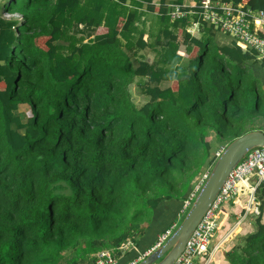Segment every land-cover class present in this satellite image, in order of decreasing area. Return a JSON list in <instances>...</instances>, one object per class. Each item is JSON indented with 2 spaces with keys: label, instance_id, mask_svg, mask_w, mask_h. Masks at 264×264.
Here are the masks:
<instances>
[{
  "label": "trees",
  "instance_id": "1",
  "mask_svg": "<svg viewBox=\"0 0 264 264\" xmlns=\"http://www.w3.org/2000/svg\"><path fill=\"white\" fill-rule=\"evenodd\" d=\"M125 1L3 4L19 16L0 13V264H84L104 248L119 254L161 203L180 209L205 165L209 172L210 132L222 148L264 132L252 50L216 44L219 30L206 25L199 37L185 20L168 26L164 0H129L167 23L148 43ZM223 1L264 11V0ZM130 46L151 47L154 61L134 66L123 50ZM135 79L146 97L140 104L128 87ZM19 104L28 107L24 122L14 114ZM255 194L254 229L224 254L230 264H264V184ZM179 209L162 230L177 226Z\"/></svg>",
  "mask_w": 264,
  "mask_h": 264
},
{
  "label": "built area",
  "instance_id": "2",
  "mask_svg": "<svg viewBox=\"0 0 264 264\" xmlns=\"http://www.w3.org/2000/svg\"><path fill=\"white\" fill-rule=\"evenodd\" d=\"M165 16L169 21L185 20L186 31L190 34L198 31L199 25H206L228 36L242 49L248 48L255 54L256 60L264 66V11L244 7L240 3L223 0H188L185 3L165 2ZM215 154V158L222 151ZM208 172L201 173L193 187L182 200L178 214L184 215L190 206ZM264 184V146L250 149L229 173L217 194L209 204L195 228L187 238L183 249L170 264H192L196 255L206 254L210 236L216 228L219 205L235 196L249 193L252 200L256 189ZM256 199V198H255ZM258 202V201H257ZM258 207V203L256 204ZM175 224L157 236V240L146 254L160 246L171 234ZM131 245L126 239L116 248L120 251L125 245ZM138 260L127 264H136ZM112 248H104L91 254L92 264H119Z\"/></svg>",
  "mask_w": 264,
  "mask_h": 264
},
{
  "label": "crops",
  "instance_id": "3",
  "mask_svg": "<svg viewBox=\"0 0 264 264\" xmlns=\"http://www.w3.org/2000/svg\"><path fill=\"white\" fill-rule=\"evenodd\" d=\"M151 1L155 5L159 2V0ZM124 5L128 9L136 11L133 25H136L134 21L137 16L143 14V18L148 17L144 5L134 6L129 0H126ZM254 67H256L264 87V66L256 60ZM257 203L255 198L252 200L249 193L235 196L233 199L222 203L218 208L216 228L210 236L207 253L196 255L192 264H230L224 254L231 250L241 236L253 231V221L259 213ZM178 209L179 202L167 201L161 203L154 211L151 226L140 234L135 242H131V245H125L119 251V254L115 255L117 262L127 264L146 254L157 240V236L167 228L162 229L170 222L175 223ZM261 222L264 223V197Z\"/></svg>",
  "mask_w": 264,
  "mask_h": 264
},
{
  "label": "water",
  "instance_id": "4",
  "mask_svg": "<svg viewBox=\"0 0 264 264\" xmlns=\"http://www.w3.org/2000/svg\"><path fill=\"white\" fill-rule=\"evenodd\" d=\"M257 146H264V132L260 130L246 132L225 145L211 164L207 177L177 226L160 246L136 264H170L183 249L190 233L229 173L250 149Z\"/></svg>",
  "mask_w": 264,
  "mask_h": 264
},
{
  "label": "rangeland",
  "instance_id": "5",
  "mask_svg": "<svg viewBox=\"0 0 264 264\" xmlns=\"http://www.w3.org/2000/svg\"><path fill=\"white\" fill-rule=\"evenodd\" d=\"M165 2H187V0H164ZM3 4H6V0H0V13L3 17L5 18H18L19 15L15 14V13H7L4 11L3 9ZM13 6V4L11 5V7ZM148 17L143 18V14L139 15L135 18V28L139 31L142 32V39H144L146 42L148 43H152L154 41V38L157 34L161 33V29L164 26H168L170 24V21H166L167 23L163 25V23H160L157 14L155 13H151V12H147ZM173 30V29H171ZM191 35L195 36V37H199L200 33L198 31H193L191 33ZM135 37H137V32L134 31L132 32V38L134 39ZM214 40L216 42V44H227L229 41V37L226 36L225 34H223L222 32L218 31L215 33L214 35ZM231 40V39H230ZM160 42V41H159ZM178 50L182 51L184 50V47L182 45H179ZM124 52L126 53V55L130 58V60L132 61L131 63L135 66L137 61L139 60H145L147 62H153L155 57H156V53L155 51L151 48V47H145L143 49H135L133 46H130L129 49H126L123 47ZM179 64L181 66L187 65L186 64V59L182 58L179 62ZM137 81L135 79V81H133L131 84H129V89H130V93L132 95V97L134 98V100L140 104L146 97L141 96V94L139 93V90L137 88ZM165 85H167L166 82H161L160 86L164 87ZM27 105L25 104H19L17 106V108L14 110V114H16L23 122L25 121V111L27 110ZM210 138V153L212 155L215 156V154L218 152V150L221 147V144L218 142V140L214 137L213 133H209ZM208 166L205 165L202 169V173L205 172L207 170ZM68 251H66L65 253H67ZM92 258L91 256H89L88 258L85 259L84 264H91Z\"/></svg>",
  "mask_w": 264,
  "mask_h": 264
},
{
  "label": "clouds",
  "instance_id": "6",
  "mask_svg": "<svg viewBox=\"0 0 264 264\" xmlns=\"http://www.w3.org/2000/svg\"><path fill=\"white\" fill-rule=\"evenodd\" d=\"M170 78H171L173 81H175V79L177 78V75L172 74Z\"/></svg>",
  "mask_w": 264,
  "mask_h": 264
}]
</instances>
